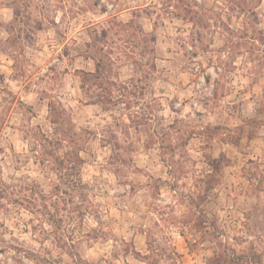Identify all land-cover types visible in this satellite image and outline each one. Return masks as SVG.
<instances>
[{
  "label": "rangeland",
  "instance_id": "rangeland-1",
  "mask_svg": "<svg viewBox=\"0 0 264 264\" xmlns=\"http://www.w3.org/2000/svg\"><path fill=\"white\" fill-rule=\"evenodd\" d=\"M163 3L168 5L165 13L172 11L193 24L189 29L178 25L183 30H171L161 27L164 19L150 5L142 13L133 9V17L139 18L142 14L151 27V33L144 37L142 25L135 24L134 20L128 22L129 31L140 33L144 44L136 52L139 59L129 58L128 63L118 64L120 57L112 59L115 49L105 51L102 44L96 47L89 44L87 54L81 52L72 58L68 46L61 45L56 58L61 59L60 54H63L66 64L62 72L63 86L68 95L61 96L58 101L50 99L49 95L41 100L31 90V85L16 75L15 61L0 49V229L3 230L0 238L18 224L25 225L23 235L35 232L34 219L48 225L51 238L45 236L42 241L33 240L32 244L19 241L8 245L11 251L18 255L23 253L33 264H98L94 260L85 261L76 251L77 245L72 246V251L64 249L56 236L68 225H75L69 240L78 233L84 241L99 242L101 233L91 228V224L104 225L107 230V224L101 219L105 205L111 206L127 234L135 224L146 222V217L137 215L133 208L137 202L155 218V226L149 230L138 229L131 234L133 240L121 245L127 257L126 264H241L235 254L230 256L223 248L219 252L212 248L193 252L183 232H175L174 245L166 244L161 233L165 229L174 230L175 225L170 228L169 222L159 213L148 210L145 196L151 198L153 189L145 186L149 177L138 165L152 159L150 153L156 141L163 153L161 164L163 158L175 151L168 143L181 126L179 111L174 105L179 102L182 109L188 103L186 94L195 91V79L188 67L198 63L206 70L226 52L232 55L235 64L223 63L225 72L245 59L252 65L253 57L264 67L261 59L264 30L255 27L258 15L245 0H163ZM17 6L18 0H0V21L7 15L18 17ZM234 8L247 11L250 32L244 27V21L235 14L229 15ZM153 16L155 21L151 20ZM37 29L42 31L43 26L38 23ZM101 31L106 38V30ZM183 33H187V39ZM24 39L32 44L30 37ZM18 40V36L11 37L7 46L12 47ZM187 43L193 46L192 51L187 49ZM45 49L51 52L47 44L37 51ZM238 49L240 52L236 55ZM146 55L150 60L143 59ZM56 75V65L48 64L44 76L39 79L41 83L45 78L51 81ZM209 79L218 86L222 83L214 81L212 76ZM244 80L249 83L246 76ZM113 89L119 94L116 99L112 96ZM52 91L48 89L49 93ZM169 91L177 95L167 101L165 111L153 100ZM223 92L224 89L218 87L214 95L223 98ZM248 96L250 94L244 99ZM29 99L31 103L26 102ZM244 99L233 104V110L242 106ZM206 111L207 105L202 104L196 115L202 117ZM114 112H118L120 118ZM157 112L163 115L157 116ZM169 117L171 122L165 126L164 121ZM224 128L217 124L206 131L213 136H223ZM195 131L198 129L187 134L189 139ZM247 165L257 168L253 158L248 159ZM209 166L214 167L211 163ZM245 167L240 163L230 166V171L238 170V175H229L230 182L251 185L253 192L264 190V177L257 179L255 171L249 177ZM124 173L131 175L134 181L121 183ZM215 183L201 178L199 190L189 198L190 203L196 202L195 207L207 210L204 216L211 210ZM118 190L128 197L127 215L113 203V197L120 198ZM4 201L10 206L7 211ZM176 209L186 211L187 206L177 201ZM255 212L253 209L254 215ZM204 222L197 216L193 226ZM4 251L0 249V253ZM198 255L200 259L196 261Z\"/></svg>",
  "mask_w": 264,
  "mask_h": 264
},
{
  "label": "clouds",
  "instance_id": "clouds-1",
  "mask_svg": "<svg viewBox=\"0 0 264 264\" xmlns=\"http://www.w3.org/2000/svg\"><path fill=\"white\" fill-rule=\"evenodd\" d=\"M245 3L249 8H254L258 15L255 27L264 30V0H245ZM149 5L161 19L169 14L164 11L168 5H165L163 0H18L19 16L7 15L0 21V49L15 61L16 75L28 82L31 90L41 100L44 95H49L50 99L58 101L61 96L68 95L62 77L66 64L62 53L61 59L56 58L58 48L66 44L72 58H75L81 52L87 54L89 44L92 47L102 44L105 51L109 48L115 49L116 55L112 59L120 57L118 64L128 63L129 58L139 59L136 52L142 49L144 44L140 33L129 31L128 22L134 20L135 24L142 25V35L147 37L151 33L150 23H146L142 14L139 18L133 17L132 10L137 9L142 13ZM233 14L240 21H244V27L248 28L247 11L241 12L239 8H234L229 15ZM155 19V16L151 18L152 21ZM38 23L43 26L42 31L37 29ZM101 30H106V38ZM248 30L251 31L250 28ZM183 35L187 39V33ZM15 36H18L19 40L12 47H8L7 42ZM25 36L32 39L31 45L24 39ZM45 44L51 46V52L47 49L38 52L37 49H43ZM239 52L238 49L236 55ZM143 59L147 61L150 57L146 55ZM253 59L252 65H248L245 59L242 64L227 72L223 70V63L235 64L230 53H224L218 61L213 62L207 72L212 74L214 81L221 80V85H205L201 75L199 83L193 86L198 91L186 94L188 103L182 109L179 102L174 105L179 111L181 126L168 143L173 145L175 151L163 158L161 164L163 153L160 151L159 141H156L150 153L152 159L138 165L139 170L149 177L145 186L153 189L151 198L147 194L145 196L148 210L159 213L169 222L170 228L175 225L174 230L165 229L161 233L166 244L174 245L175 232H183L184 240L193 252L201 253L202 249L207 248L219 252L223 248L230 256L235 254L241 264H264V190L253 192L251 185L232 183L229 180V175H238V170L230 171V166L237 163L246 165L245 171L249 177L252 171L256 172L257 179L264 177V67H261L254 57ZM261 59L264 60V49H261ZM48 64L56 65L57 75L51 77V81L45 78L41 83L39 78L44 76ZM218 67L221 68L219 74L214 70ZM245 76L249 81L247 84ZM218 87L224 89L223 98L214 95V90ZM49 88L53 90L51 93L48 92ZM246 94L250 96L244 99ZM118 95L113 89V99ZM174 95L177 93L169 91L156 96L153 102L158 106L162 105L167 111V101ZM241 99H244V104L233 110V104ZM26 102L31 103V99ZM202 104L207 105V111L202 117H198L196 113L201 110ZM114 115L120 118L118 112H114ZM161 115L163 113L157 112V116ZM170 122L171 117L164 121L165 126ZM217 124L225 126L223 136H213L206 131ZM196 129L198 131L189 139L187 134ZM249 158H253L256 169L247 165ZM210 163L214 167H210ZM201 178L216 181L215 190L212 192L211 210L207 216L203 215L206 209L195 207L194 200L189 202V198L194 197L199 190ZM130 181H134V178L128 173L121 176V183L127 184ZM118 195L119 199L113 197L115 208L127 215L129 209L125 205L128 204V197L119 190ZM177 201L186 205L187 210H177ZM3 203L7 211L10 206L7 201ZM133 208L137 215L143 214L146 217V222L135 224L127 230V234L111 206L105 205L101 219L107 224V230L104 225L91 224V228L101 233L99 242L84 241L78 233L69 240L75 225H68L56 239L68 251H72V246L77 245L76 251L80 252L85 261L126 264L127 257L123 255L121 245L133 240L131 234L138 229L149 230L155 226V218L148 215L139 202L133 205ZM253 209L256 210L255 215ZM197 216L205 222L193 226V220ZM17 219L20 217L17 216ZM33 225L36 231H29L27 235L22 234L25 226L23 224H18L4 233L0 238V249L5 251L0 253V261L4 264H33L25 259L23 253L18 255L8 247L9 244L15 245L19 241L32 244L37 238L41 241L45 236L51 238L48 225L36 219L33 220ZM0 232L3 230L0 229ZM111 240L117 243L112 244ZM183 246L181 244V247ZM38 248L39 246H36V249ZM195 259L199 261L200 256Z\"/></svg>",
  "mask_w": 264,
  "mask_h": 264
},
{
  "label": "built area",
  "instance_id": "built-area-1",
  "mask_svg": "<svg viewBox=\"0 0 264 264\" xmlns=\"http://www.w3.org/2000/svg\"><path fill=\"white\" fill-rule=\"evenodd\" d=\"M189 45H191V44H189V43H187V49L189 50V51H192L193 50V46L191 45V47H189ZM210 67H212V66H210ZM209 68V67H208ZM208 68H206V70L205 69H203L202 68V66L200 65V64H198V63H193L191 66H189L188 67V72L192 75V76H194V79H195V81H194V85L195 84H197V83H199V77L202 75L203 76V83L205 84V85H209V84H212L211 82H210V76H212V74L211 73H209V72H207V69ZM216 72H217V74H218V71H220V68L218 67V68H216V69H214ZM213 77V76H212ZM193 85V86H194ZM195 89V88H194ZM195 91H198V89H195Z\"/></svg>",
  "mask_w": 264,
  "mask_h": 264
},
{
  "label": "crops",
  "instance_id": "crops-1",
  "mask_svg": "<svg viewBox=\"0 0 264 264\" xmlns=\"http://www.w3.org/2000/svg\"><path fill=\"white\" fill-rule=\"evenodd\" d=\"M166 13H169L168 15H165L163 17L164 19V22H162L160 25L161 27L162 26H165L166 28L168 29H171V30H177V31H181L183 30V28H181L180 26L178 25H184L186 26L188 29H189V25L193 24L192 21L190 20H186L184 19L183 17L179 16L178 14H175L174 12L172 11H168ZM181 21V22H180ZM180 23H183V24H180ZM186 28V29H187ZM154 29V28H153ZM187 29V30H188ZM164 60V59H163Z\"/></svg>",
  "mask_w": 264,
  "mask_h": 264
}]
</instances>
